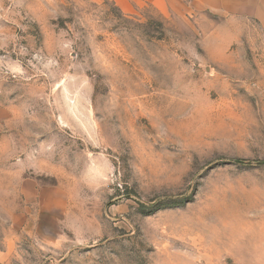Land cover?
<instances>
[{"label": "rangeland", "instance_id": "1", "mask_svg": "<svg viewBox=\"0 0 264 264\" xmlns=\"http://www.w3.org/2000/svg\"><path fill=\"white\" fill-rule=\"evenodd\" d=\"M0 264H264V1L0 0Z\"/></svg>", "mask_w": 264, "mask_h": 264}, {"label": "crops", "instance_id": "2", "mask_svg": "<svg viewBox=\"0 0 264 264\" xmlns=\"http://www.w3.org/2000/svg\"><path fill=\"white\" fill-rule=\"evenodd\" d=\"M111 1L124 13H133L144 6H150L158 13L167 14L175 9H187L188 1L197 8L213 12L247 11L257 13L262 10L264 0H91Z\"/></svg>", "mask_w": 264, "mask_h": 264}]
</instances>
